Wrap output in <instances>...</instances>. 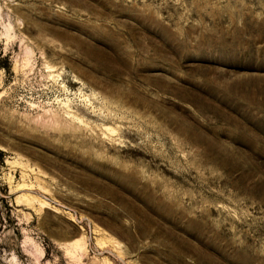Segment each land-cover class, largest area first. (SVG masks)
I'll list each match as a JSON object with an SVG mask.
<instances>
[{
  "label": "rangeland",
  "instance_id": "1",
  "mask_svg": "<svg viewBox=\"0 0 264 264\" xmlns=\"http://www.w3.org/2000/svg\"><path fill=\"white\" fill-rule=\"evenodd\" d=\"M0 264H264V0H0Z\"/></svg>",
  "mask_w": 264,
  "mask_h": 264
}]
</instances>
